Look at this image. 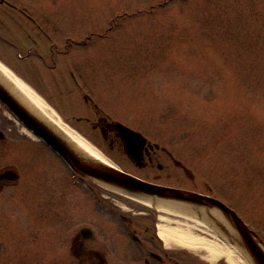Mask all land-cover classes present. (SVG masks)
I'll return each instance as SVG.
<instances>
[{"label": "rangeland", "instance_id": "rangeland-1", "mask_svg": "<svg viewBox=\"0 0 264 264\" xmlns=\"http://www.w3.org/2000/svg\"><path fill=\"white\" fill-rule=\"evenodd\" d=\"M6 1L27 6L40 21L52 19L64 32L102 33L87 42L93 55L87 61V90L97 94L109 115L171 150L196 182L171 165V178L162 176L161 183L204 191L207 182L264 239V0ZM30 25L16 8L0 3V61L17 75L24 67L16 58L18 37ZM38 65L40 97L64 123L72 129L76 124L81 128L76 132L103 146L76 121L87 113L79 92L69 91L70 83L58 84L51 69ZM0 119L26 144L16 156L24 178L7 188L0 202V264H71L68 237L87 225V187L92 205L93 193H104L124 215L138 211L134 215L141 223H161L156 214L162 213L152 204L75 176L1 102ZM106 158L123 171L147 175L116 151ZM67 183L75 201L61 206ZM166 245L193 255L194 264H212L205 249ZM215 264L229 263L218 258Z\"/></svg>", "mask_w": 264, "mask_h": 264}, {"label": "flooded vegetation", "instance_id": "flooded-vegetation-1", "mask_svg": "<svg viewBox=\"0 0 264 264\" xmlns=\"http://www.w3.org/2000/svg\"><path fill=\"white\" fill-rule=\"evenodd\" d=\"M0 3L16 8L18 13L28 19L31 24V28L22 30L23 35L18 37L21 41V48L16 54V58L24 64L23 72H18V75L37 91L36 81L42 82L43 80L38 65L40 63L51 69L49 70L51 71L50 74L53 73L54 76H58V84L70 83L69 91L79 92L87 111L76 121L85 123L90 131L101 138L103 146L99 144L96 137H88V140L105 157L112 151H116L126 158L132 166L147 171L146 177H140L144 180L217 198L211 192L212 189L207 182H204L206 187L204 191L198 190L196 186L189 188L171 183H161L162 176L171 178V165L182 171L189 181L194 184L196 182L191 169L177 159L171 150L150 140L144 134L142 135L146 138V142L142 145L139 160H133L128 156L125 140L114 123L121 121L105 112L97 94L87 90V61L93 56L89 54L90 50H87L89 47L92 51V46H89L87 42L94 36H102V33L92 31L87 35V30L79 33L64 32L54 27V23L51 22L52 19L50 21L38 20L32 13L28 12L27 6L18 8L6 0H0ZM46 19L48 18L46 17ZM13 36V39L18 40L16 35ZM38 90L40 91V89ZM8 124H0V202L4 191L9 187L19 185L25 174L19 169L16 156H20L18 154L19 148H26V144L25 142L21 143L17 135H12V128ZM126 126L138 131L129 125ZM72 127L81 132V128L76 124L72 123ZM154 170L157 172L155 173ZM75 176L82 178L77 174ZM85 185L87 186V184ZM65 189L69 193L63 191L59 195L60 205L71 203L73 205L75 195L70 193V184L67 183ZM91 194V188L87 187V225L69 233V248L74 260L71 264H194L189 261L193 255L166 245L158 234L159 221L141 223L134 215V213H139L138 211L124 215L119 205L112 203L116 206L114 207L108 204V195L104 193H93L95 204L92 205ZM66 211V214L69 215V211ZM60 214L58 211V215ZM159 216L156 214L157 220H160Z\"/></svg>", "mask_w": 264, "mask_h": 264}, {"label": "water", "instance_id": "water-1", "mask_svg": "<svg viewBox=\"0 0 264 264\" xmlns=\"http://www.w3.org/2000/svg\"><path fill=\"white\" fill-rule=\"evenodd\" d=\"M0 102L27 132L43 141L76 174L131 198L149 202L153 206L161 204L185 212L184 214L205 223L217 236L235 247L249 264H264V239L221 200L194 191L149 182L90 156L32 108L1 74ZM114 123L125 140L128 156L138 161L146 138L141 132L121 122Z\"/></svg>", "mask_w": 264, "mask_h": 264}, {"label": "bare ground", "instance_id": "bare-ground-1", "mask_svg": "<svg viewBox=\"0 0 264 264\" xmlns=\"http://www.w3.org/2000/svg\"><path fill=\"white\" fill-rule=\"evenodd\" d=\"M0 74L23 96L32 108L52 123L78 148L96 159L112 164L87 139L64 123L34 89L1 61ZM139 201L146 206L150 205L149 202ZM154 207L162 213L159 216L161 223L158 234L166 244L175 243L190 249H205L207 251L206 258L212 264H215L218 258H224L229 264H249L235 247L222 240L205 223L171 206L157 204ZM195 231L202 234H196Z\"/></svg>", "mask_w": 264, "mask_h": 264}]
</instances>
